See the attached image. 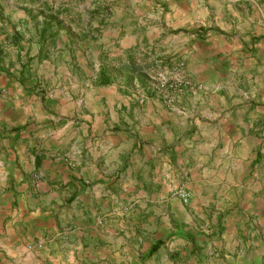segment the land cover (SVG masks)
Instances as JSON below:
<instances>
[{"label":"crops","instance_id":"0c3cea01","mask_svg":"<svg viewBox=\"0 0 264 264\" xmlns=\"http://www.w3.org/2000/svg\"><path fill=\"white\" fill-rule=\"evenodd\" d=\"M71 1L0 0V264H264V0Z\"/></svg>","mask_w":264,"mask_h":264},{"label":"built area","instance_id":"2783aa9c","mask_svg":"<svg viewBox=\"0 0 264 264\" xmlns=\"http://www.w3.org/2000/svg\"><path fill=\"white\" fill-rule=\"evenodd\" d=\"M183 68L184 64L179 62L173 67V76L165 77L161 75L150 84L152 94L164 105L172 106L176 98L183 93L202 92L205 90L202 84L191 80L185 75ZM172 196L179 198L183 203L189 202L190 199V194L183 187L173 191Z\"/></svg>","mask_w":264,"mask_h":264},{"label":"trees","instance_id":"16d2710c","mask_svg":"<svg viewBox=\"0 0 264 264\" xmlns=\"http://www.w3.org/2000/svg\"><path fill=\"white\" fill-rule=\"evenodd\" d=\"M37 3L39 5V7H43V4L39 3V0H37ZM51 11V9H49ZM112 81L106 77V75H101V77L98 80V84L100 85H106V84H110ZM161 246V242H157L155 245H153V247L150 249L149 251V255L153 254L159 247Z\"/></svg>","mask_w":264,"mask_h":264},{"label":"rangeland","instance_id":"374dc122","mask_svg":"<svg viewBox=\"0 0 264 264\" xmlns=\"http://www.w3.org/2000/svg\"><path fill=\"white\" fill-rule=\"evenodd\" d=\"M73 2H74V1L72 0L71 3H73ZM158 65H160V71H159L158 74L154 75L155 77H154L153 75H151V73H148V75L154 77L153 80L151 81V83H152L156 78H158L159 75H162L163 72H164L165 65L160 64V63H158ZM154 66H155V64L152 65V67H154ZM163 67H164V68H163ZM137 72H138V71H137Z\"/></svg>","mask_w":264,"mask_h":264}]
</instances>
